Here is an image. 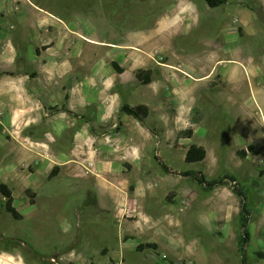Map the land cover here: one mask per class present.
I'll use <instances>...</instances> for the list:
<instances>
[{"label":"crops","instance_id":"crops-1","mask_svg":"<svg viewBox=\"0 0 264 264\" xmlns=\"http://www.w3.org/2000/svg\"><path fill=\"white\" fill-rule=\"evenodd\" d=\"M12 2L20 4L19 10L24 8L33 22H21L25 13H19L20 24L14 28L7 23V7H1L0 3V22H3L0 24V165L8 164L3 174L17 177L24 195L28 190L35 192L34 205L38 192L33 187L39 189L41 197L47 194L55 199L63 187H71L72 191L76 188L82 196L76 210L98 208L110 212L118 207L121 210L129 184L134 188L135 199L147 196L144 182L139 178L132 181L130 175L139 170L154 147L163 145L159 136H164L166 131L159 130L162 123L156 112L162 108L166 89L176 103L178 92L185 93L182 99H186L183 102L191 120L192 109L196 107L194 90L203 89L204 81L213 89L211 83L220 77L225 85L216 87H234V90L253 82L254 101L250 92L247 98L230 97L229 102L255 119L260 116L253 110L256 105L264 112V81L259 82L264 80V71L235 77L236 68L230 64L227 67L226 62L221 65L226 69L214 74L198 71L204 70L202 62L190 67L180 62L188 50L185 41H214L189 38L198 35L201 27L205 30L202 34L216 35L215 42L220 41L216 45L218 50L228 53L241 48L240 44L231 45L228 41L229 35L234 37L237 31L240 38L244 37L241 20L233 18L230 22L228 13L235 8L245 19L250 12L259 13L257 39L263 41L264 0H228L217 9H211L203 0H138L137 7L145 10V17L117 12L113 20L102 10L96 18L73 15L65 19L44 12L40 0ZM220 10L227 15L226 21H216L219 19L216 12ZM129 20L134 28L128 27ZM135 24L144 27L137 30ZM146 70L153 74L151 81L144 84L137 74ZM184 86L187 88L183 89ZM156 100L159 106L152 107ZM126 104L147 105L151 112L146 122L156 115L157 126L152 127L151 121L149 125L140 123L124 114L122 107ZM202 110L206 119V110ZM262 119L259 120L263 128L251 136L245 137L243 130L233 134L237 152L247 150V158L258 155L264 160ZM249 146H253L254 152L249 151ZM125 154L129 155L127 162L121 160ZM87 161L95 163V172L86 167ZM52 174L55 176L51 177ZM29 203L34 206L30 200ZM131 230L138 232V238L133 240L136 245L150 243L143 234L148 229ZM119 238L122 243L123 230ZM248 238L249 253L250 232ZM109 250H102V254L109 255ZM175 250L178 255L180 250ZM247 258L251 264L253 258L248 255ZM79 264L89 262L83 258Z\"/></svg>","mask_w":264,"mask_h":264},{"label":"rangeland","instance_id":"rangeland-1","mask_svg":"<svg viewBox=\"0 0 264 264\" xmlns=\"http://www.w3.org/2000/svg\"><path fill=\"white\" fill-rule=\"evenodd\" d=\"M0 3L1 7H7V23L14 28L20 24L19 13H25L21 22H33L30 15L26 16L24 8L19 10L20 4L12 0H0ZM138 3V0H40L44 12L51 16L62 15L65 19L73 15L96 18L95 15L101 10L109 14L112 20L117 12L128 16L139 14L142 19L145 10L137 7ZM236 9L228 15L230 22H233V18L241 20L245 29L244 37L240 38L237 31L234 37L229 35L228 41L231 45L240 44L241 48L231 49L228 53L218 50L216 45L220 41L215 42L216 35L202 34L205 30L201 27L198 35L193 34L189 38L202 37L214 41H185L188 50L180 62H184L185 66H198L202 62L204 70L198 71H208L210 74L226 69L221 66L226 62L227 67L236 68L235 77L246 76L248 72L264 71V36L263 41L257 39L259 13L250 12L245 19ZM218 12L219 19L216 21H226L225 12ZM133 24L130 21L128 27L134 28ZM143 27L135 24L137 30ZM261 27L264 30V25ZM105 36L110 37V33ZM206 82L203 89L194 90V106L206 110V119L200 125L191 124L188 108L183 102L186 99H182L185 95L182 90L178 92V103L168 89L163 94L162 108L156 112L164 127L162 129L159 126V130L166 131L164 136H159L163 145L154 147L139 170L130 175L132 181L139 178L144 182L147 196H142L144 198L141 200L135 199L136 193L129 184L120 207L137 208L138 212L132 218L123 215L119 207L110 212L98 208L76 210L82 196L76 192V188L72 191L71 187H63L56 199L48 198L51 195L47 194L41 197L39 189L33 187L38 192V199L36 205L31 206L23 194L22 182L13 175L3 174L8 164L2 163L0 182L15 190V205L23 220H15L0 209V264H79L83 258L89 264H177L182 261L188 264H244L238 250L241 200L234 193L233 185L220 186L207 193L192 178L165 173L155 161L156 156L182 173L203 172L207 180L226 175L236 176L245 189L251 212V247L247 255L253 258L251 264H264V160L258 155L243 159L237 153L238 146L233 140L235 131L243 130V135L249 137L254 131L263 128V117L260 115L255 119L244 115L239 106L229 102L230 97L237 100L247 98L250 92L253 99L254 84L250 82L237 90L234 87L209 89ZM186 88L184 86L183 89ZM159 104L156 100L152 107H158ZM258 109L259 105H256L253 110L255 112ZM149 122L152 127L157 126L156 115L146 124L149 125ZM182 129L192 130L193 136L181 139L176 148L175 141ZM192 145L205 147L206 155L188 163L186 160ZM171 193H175L172 203L167 199ZM0 202L3 203L2 196ZM135 227L148 229L143 234L150 243L158 245L157 251L137 252L138 245L133 240L134 237L138 238V232L131 230ZM122 230L121 243L119 236ZM106 248L110 249L109 255L102 254ZM175 249L180 250L178 255Z\"/></svg>","mask_w":264,"mask_h":264},{"label":"trees","instance_id":"trees-1","mask_svg":"<svg viewBox=\"0 0 264 264\" xmlns=\"http://www.w3.org/2000/svg\"><path fill=\"white\" fill-rule=\"evenodd\" d=\"M208 6L211 9H217L223 5H225L228 0H205ZM240 35H242V28L239 29ZM152 71L146 70V71H140L137 74L138 79L143 82L144 84H147L151 81L152 78ZM219 84L225 85L224 82L220 80V77L217 78V81L211 83V87H216ZM122 112L126 115H129L133 117L134 119L138 120L140 123H145L147 119L150 116L151 109L147 105H138L133 107L132 105L126 104L122 107ZM205 119L204 112L202 108L196 106L192 109L191 112V122L193 125H200L203 123ZM193 136V131L188 129H182L178 132L177 140L175 141V147L178 148V142L183 138H190ZM249 151L254 152L253 146H249ZM243 159H246L248 157L247 150H240L237 152ZM206 155V149L203 146H196L192 145L189 149V154L187 156V162L191 163L194 161H197L199 159H202ZM155 161L159 163V165L162 167L165 173L171 176H185L187 178H192L199 186H201L205 192L210 193L213 192L216 188L220 186H226L230 183L233 185L234 193H236L241 200V209L239 213V225H240V235L238 239V250L239 255L243 261L244 264H248L247 260V246L249 243V225H250V217L251 212L248 208L247 203V194L245 192V189L242 187L241 184L238 182V178L236 176L226 175L219 177L217 179L213 180H207L205 177V174L203 172H180L178 170H175L169 164H167L163 158L156 156ZM55 174H52L51 177H54ZM14 189L9 187L7 184L0 182V195H2L4 201L3 203L0 202V209L4 210V212L10 214L15 220H23V216L20 214L19 210L15 206V198H14ZM25 195L29 198L32 205L35 204V198L36 194L32 190H28ZM175 197V193H171L170 197L167 196L168 202H173ZM157 251L158 245L155 243H141L137 247V252H144V251ZM107 252V251H106ZM105 253L104 255H106ZM113 263V261H112ZM175 264V263H174ZM177 264H188L187 261H182Z\"/></svg>","mask_w":264,"mask_h":264},{"label":"built area","instance_id":"built-area-1","mask_svg":"<svg viewBox=\"0 0 264 264\" xmlns=\"http://www.w3.org/2000/svg\"><path fill=\"white\" fill-rule=\"evenodd\" d=\"M258 112H259V114L262 117H264V112L262 111L261 108L258 109ZM128 159H129V155L128 154L123 155L122 158H121V160L123 162H127ZM87 168L89 169V171H93L94 172L95 171V163L87 161ZM120 211H121V213H123V215H125L126 217H130V218L134 217L135 214H137V212H138L137 208H133L132 209L129 206L123 207Z\"/></svg>","mask_w":264,"mask_h":264}]
</instances>
